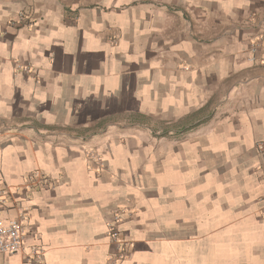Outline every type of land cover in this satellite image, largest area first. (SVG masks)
I'll return each mask as SVG.
<instances>
[{"label":"crops","instance_id":"obj_1","mask_svg":"<svg viewBox=\"0 0 264 264\" xmlns=\"http://www.w3.org/2000/svg\"><path fill=\"white\" fill-rule=\"evenodd\" d=\"M256 20L264 0H0V219L40 251L0 264H264Z\"/></svg>","mask_w":264,"mask_h":264},{"label":"built area","instance_id":"obj_2","mask_svg":"<svg viewBox=\"0 0 264 264\" xmlns=\"http://www.w3.org/2000/svg\"><path fill=\"white\" fill-rule=\"evenodd\" d=\"M23 17V13L18 12V18L22 19ZM255 27H257L258 32L249 43L248 59L251 62L257 63L261 67H264V21L256 20ZM22 69L27 71V67H23ZM257 151L262 157H264L263 144H257ZM89 156L95 160V163L99 167L103 166V161L98 155L90 153ZM258 169L262 172L264 179V163L263 165L259 166ZM25 183L27 186H30L31 183H36L39 187L45 188L47 186L53 185V179L50 174L35 170L31 173H28L25 178ZM7 194L8 189L2 187L0 184V208L6 203ZM258 200L260 203L258 211L262 216H264V194H262ZM24 218V213L19 212L16 218L9 219L7 222H4L0 219V254H23L26 261H36L40 256L39 249L37 247H31L30 249H26L24 247ZM117 221H119L118 213L113 215L114 223L108 225V234L116 245L117 259H122L126 256L125 246L128 244V241L119 235V231L115 226Z\"/></svg>","mask_w":264,"mask_h":264}]
</instances>
